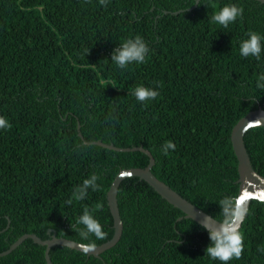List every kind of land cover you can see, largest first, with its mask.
Returning <instances> with one entry per match:
<instances>
[{"label": "trees", "instance_id": "1", "mask_svg": "<svg viewBox=\"0 0 264 264\" xmlns=\"http://www.w3.org/2000/svg\"><path fill=\"white\" fill-rule=\"evenodd\" d=\"M0 0V252L24 233L49 238L48 230L95 245L114 233L107 191L122 168L145 167L143 145L155 158L152 171L218 220L219 201L237 197L238 159L231 130L247 112L264 108L261 59L240 55L255 31L264 36L260 0ZM243 7L227 28L210 22L227 4ZM140 35L149 47L145 63L119 68L111 55ZM264 45V40L261 41ZM260 83H264L261 81ZM162 84V87L160 86ZM156 90L139 102L136 86ZM245 144L264 176V126L250 127ZM166 141L175 149L162 150ZM98 176L83 200L75 189ZM72 199V204L66 201ZM123 232L98 256L62 245L53 264H223L205 255L209 233L198 221L136 176L117 194ZM87 207L104 239H82L77 220ZM239 231L241 259L264 264V201L252 199ZM45 245L26 238L0 264H47Z\"/></svg>", "mask_w": 264, "mask_h": 264}, {"label": "clouds", "instance_id": "2", "mask_svg": "<svg viewBox=\"0 0 264 264\" xmlns=\"http://www.w3.org/2000/svg\"><path fill=\"white\" fill-rule=\"evenodd\" d=\"M99 2L101 5H106L107 0H99ZM243 11V7L234 3L227 4L219 11L213 13L210 17V22L227 28L230 23L235 22L238 17L242 16ZM248 36V39L240 43V55L243 57H255L259 61L261 59L262 48H264V45L261 43L264 40V36H261L255 31H250ZM148 51L149 47L147 43L140 35H136L134 38L124 40L114 50L110 59L119 68L123 69L133 62L137 64L145 63L146 53ZM261 81H264V73L259 74L257 83V87L264 89V83H260ZM160 86L162 87V84ZM133 95L139 102L143 103L155 99L159 93L154 89L138 85L135 87ZM259 123L260 121L257 120V126ZM252 126V124L249 125V127ZM6 128H11V124L5 117L0 116V129ZM168 149H175V145L171 141H166L162 150L167 154ZM97 179V175L91 174L90 178L85 179L83 184L75 189L73 198L83 200L87 195V189L89 187L93 191H96L99 187L96 184ZM240 198L224 197L218 202L221 208L220 215L223 218L222 220L217 221L213 217L206 216L200 222V226L209 233L211 240V244L205 250V255L213 260L218 259L223 264H227L233 258L241 259L244 250V238L239 231V225L247 209ZM72 202V199L66 201L69 205ZM77 224L83 226L82 228L76 229L82 239H87L90 235H94L98 239H104L106 236V233L102 231L101 224L94 218V215L87 207L84 208L83 215L78 218ZM217 224L218 226H216ZM95 247L94 242L83 246L85 252L93 250ZM258 251L264 252V247L259 248Z\"/></svg>", "mask_w": 264, "mask_h": 264}, {"label": "water", "instance_id": "3", "mask_svg": "<svg viewBox=\"0 0 264 264\" xmlns=\"http://www.w3.org/2000/svg\"><path fill=\"white\" fill-rule=\"evenodd\" d=\"M200 0H196L193 7L189 9L195 8ZM264 2V0H260ZM257 120L260 121L259 125L264 126V108L258 107L257 109L250 110L245 115L240 117V119L235 123L231 130V142L236 153L238 159V173H239V192L237 197H241V202H244V206L247 211L243 218L245 219L247 212L249 210L252 199H259L264 201V176L260 174L252 165L250 155L248 153L244 135L245 132L250 128L249 125L252 124L256 126ZM87 144H99L105 146L107 148L119 150V151H127V150H140L145 152L149 158V164L145 167H129L122 168L115 176L114 180L111 183L110 188L107 191V201L113 216V227L114 233L112 237L106 240L103 243L96 245L95 249L90 250L86 253L93 254L98 256L100 253L105 251L108 248L114 246L122 236L123 232V219L120 214V209L117 200L118 189L121 182L129 177L136 176L140 179H144L149 184H151L164 198H166L169 202L179 207L184 211L186 217H191L198 221L199 223L203 220L204 217H213L208 212L204 211L196 204L188 200L186 197L181 195L178 191L173 189L170 185H168L165 181L161 180L154 174L152 171V167L155 164V158L150 150L146 149L143 145L139 146H131V147H120L116 146L113 143H106L102 140L95 141H85ZM215 220L220 221L213 217ZM243 220L240 222L239 229L242 225ZM218 226V224L216 225ZM51 236L49 238H42L36 233H24L21 235L14 243L10 245V247L0 252V255H4L10 253L13 249H15L18 245H20L26 238L33 239L34 242L39 243L41 245H45V258L47 264H53L50 257V250L54 245L62 244L80 251H84L83 246L87 245V243L76 241L73 239L66 238L64 236H58L56 231L53 229L48 230Z\"/></svg>", "mask_w": 264, "mask_h": 264}]
</instances>
